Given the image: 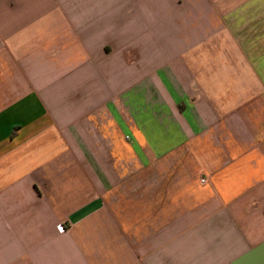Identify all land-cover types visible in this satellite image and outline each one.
I'll list each match as a JSON object with an SVG mask.
<instances>
[{"label": "crops", "instance_id": "1", "mask_svg": "<svg viewBox=\"0 0 264 264\" xmlns=\"http://www.w3.org/2000/svg\"><path fill=\"white\" fill-rule=\"evenodd\" d=\"M0 264H264V0H0Z\"/></svg>", "mask_w": 264, "mask_h": 264}, {"label": "built area", "instance_id": "2", "mask_svg": "<svg viewBox=\"0 0 264 264\" xmlns=\"http://www.w3.org/2000/svg\"><path fill=\"white\" fill-rule=\"evenodd\" d=\"M203 182H206V181L203 180ZM58 229H59L60 232H64V227H63V225H60V226L58 227Z\"/></svg>", "mask_w": 264, "mask_h": 264}]
</instances>
